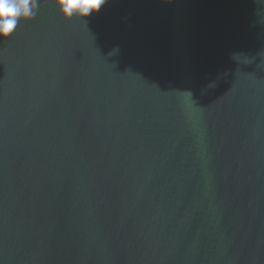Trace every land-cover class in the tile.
Instances as JSON below:
<instances>
[{
	"label": "water",
	"instance_id": "1",
	"mask_svg": "<svg viewBox=\"0 0 264 264\" xmlns=\"http://www.w3.org/2000/svg\"><path fill=\"white\" fill-rule=\"evenodd\" d=\"M0 264H264V0H40L0 41Z\"/></svg>",
	"mask_w": 264,
	"mask_h": 264
},
{
	"label": "clouds",
	"instance_id": "2",
	"mask_svg": "<svg viewBox=\"0 0 264 264\" xmlns=\"http://www.w3.org/2000/svg\"><path fill=\"white\" fill-rule=\"evenodd\" d=\"M40 0H0V41H6L17 31L21 22L35 18ZM65 20L87 19L109 3V0H54Z\"/></svg>",
	"mask_w": 264,
	"mask_h": 264
}]
</instances>
